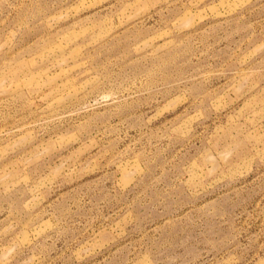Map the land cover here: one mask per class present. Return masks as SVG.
Returning a JSON list of instances; mask_svg holds the SVG:
<instances>
[{
  "label": "rangeland",
  "instance_id": "obj_1",
  "mask_svg": "<svg viewBox=\"0 0 264 264\" xmlns=\"http://www.w3.org/2000/svg\"><path fill=\"white\" fill-rule=\"evenodd\" d=\"M0 264H264V0H0Z\"/></svg>",
  "mask_w": 264,
  "mask_h": 264
}]
</instances>
